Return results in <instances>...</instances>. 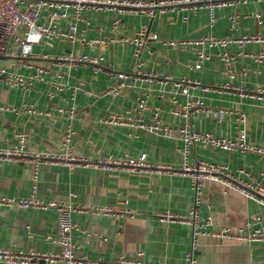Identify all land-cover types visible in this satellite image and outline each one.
Masks as SVG:
<instances>
[{"label": "crops", "instance_id": "crops-1", "mask_svg": "<svg viewBox=\"0 0 264 264\" xmlns=\"http://www.w3.org/2000/svg\"><path fill=\"white\" fill-rule=\"evenodd\" d=\"M151 2L155 0H141ZM189 7V6H188ZM187 7V8H188ZM164 9L151 16L145 10L122 11L119 34L133 36L146 26L157 36L149 39L137 54L131 43L111 42L112 11L88 9L77 23V36L103 39L105 45L69 43L55 38L39 45L47 54H86L93 64L66 67L54 66L49 60L34 64L48 69L45 78L57 77L64 91L49 93L43 81L34 83L29 91L0 83V148H12L16 132L27 134L25 149L30 154L54 153L61 146L62 133L70 127L74 134L71 151L94 163L107 157L137 159L145 155L152 165L170 166L168 172L149 170L127 171L121 168L102 170L95 165L70 169L65 163L45 159L39 162L36 190L32 193L30 158L0 159V197L27 199L33 194L41 203L55 202L71 207L74 253L90 260L115 261L121 256L150 262L182 263L189 251L192 229L179 221H161L156 211L184 214L192 207L194 192L187 175L179 172L183 163L179 136H163L137 126L152 118L173 128L191 127L214 137H234L243 130L246 142L264 149V98H250L239 89H264V42L237 43L243 36L264 37V0H235L233 5L214 10L213 18L206 8L177 7ZM258 13L259 19L255 17ZM186 15V21L182 15ZM234 19V24L231 23ZM70 19L61 20L66 30ZM118 34V33H116ZM200 37L232 39L225 46L186 44L171 47L169 40H194ZM209 59L194 67L197 51ZM226 58L223 59L222 55ZM0 66L28 73L15 61L0 59ZM154 75L153 80L144 74ZM127 76L121 94L106 93L117 81ZM229 84V88H225ZM148 94V108L134 113L132 125H113L103 121L110 114H125L137 97ZM201 100L200 106H189ZM31 105L40 114L21 110ZM72 107L73 116H67ZM179 109V114L172 111ZM196 159L228 165L233 171L244 169L241 177L254 183L264 179V154L228 151L193 145L189 163ZM200 218H209L208 231L236 229L251 222L254 216L264 224V207L240 191L214 179L202 182ZM132 210L127 216L95 214V207L122 206ZM56 210L52 207H17L0 204V251L24 255L28 251L58 253L54 241ZM260 242H239L202 234L197 238L194 257L197 264H264ZM0 264L6 263L0 259ZM30 264V263H28ZM32 264H44L32 263Z\"/></svg>", "mask_w": 264, "mask_h": 264}, {"label": "built area", "instance_id": "built-area-1", "mask_svg": "<svg viewBox=\"0 0 264 264\" xmlns=\"http://www.w3.org/2000/svg\"><path fill=\"white\" fill-rule=\"evenodd\" d=\"M235 0H155L145 2L141 0H0V56L6 60L15 61L22 69L28 73L18 72L7 66H0V83H4L11 87H18L26 92L33 88L34 83L38 81L46 82L49 86V93L54 91H64L65 87L57 83L58 74L51 79L45 78L48 74V69L43 66L34 64L35 60H49L54 66L64 65L66 67H74L78 65L93 64L89 56L86 54L76 55L73 52L66 54H47L43 52H34L33 47L40 42L49 41L55 38L66 39L69 43L79 41L84 45L100 44L105 45L103 39H88L77 36V23L83 20V12L88 9H108L112 11L111 31L114 34L110 38L113 43L126 44L131 43L135 47L138 54L145 46L147 40L156 39L157 36L149 32L146 26L140 27L133 36L127 34H119L121 27L120 13L122 11L145 10L151 16H154L156 11L162 12L164 9L177 12V7L187 10L191 7L206 8L213 13L216 8L227 7L234 4ZM189 6V7H188ZM188 7V8H187ZM259 14L255 17L259 19ZM70 19L66 30L59 28L61 20ZM187 16L182 15V20L186 21ZM232 25L234 19L231 18ZM118 33V34H116ZM260 40L264 42V37L259 36H243L235 39L237 43L244 41ZM232 39H216L213 37H200L194 40H169L165 42L171 47H182L186 44H204L222 45L225 46L231 42ZM226 58L225 54L222 55ZM264 57V52L258 55ZM209 59V55L204 51H197V57L194 61V67H199L201 63ZM94 65V64H93ZM117 81L110 89L106 91L111 95H120L124 86H126L124 79L127 76L119 74ZM144 79L152 81L154 75L151 73L144 74ZM229 84H225V88H229ZM241 95L250 98H264V89L252 90H238ZM148 94L142 93L137 99L135 105L131 109H127L125 114H110L104 122L113 125H132L131 114H140L148 108ZM201 100L197 99L190 102L189 106H200ZM0 109H7L0 106ZM21 110L28 114H40L31 105H23ZM73 116V109L70 107L67 110V116ZM174 114H179V109L172 111ZM137 126L148 132L161 134L163 136H179L181 141L180 151L183 155V163L179 172L187 175L191 181V188L194 192V199L190 210L184 214H177L170 211H156L154 217L161 221H179L189 225L192 229L189 251L186 254L185 261L182 263H168L166 261L150 262L142 259L141 255L136 257L121 256L115 261H106L102 259L90 260L84 256H77L74 253V245L72 242V230L74 224L72 222V208L61 203L48 202L41 203L34 199V192L36 190L35 182L38 178L39 162L36 159H45L53 163H65L70 169L76 166H91L95 165L102 170H110L121 168L127 171L135 170H149L157 172L170 171L169 165L157 164L152 165L145 159V155H141L137 159L128 157H107L98 159L96 162H89L86 157L77 156L71 151V144L73 139V130L70 127L62 133L61 146L57 152L54 153H36L30 154L25 149V141L27 134L25 132H16L15 144L12 148L1 149L0 159L11 158H30L33 163L31 171V179L33 181L31 196L27 199L15 197H0V204L15 205L17 207H52L56 210V234L54 241L60 246L58 253L46 254L43 252L28 251L24 255H12L7 251H0V259L6 263H44V264H197L194 257V252L197 248V238L202 234H211L220 239H226L239 242H260L264 253V224L259 217L253 218L255 226L251 222H247L243 227L236 229H221L220 231H208L210 225L209 218L201 221L200 218V203L202 199L201 189L202 182L206 179H214L230 186L250 199L255 200L258 204L264 207V179L262 183H254L244 180L241 176L246 174L244 169H237L233 171L228 165L208 162L203 159H196L189 163V154L193 145L209 146L211 148H219L228 151H242L246 153L264 154V149L256 147L246 142V135L243 130L237 132L234 137H214L209 133H202L193 130L191 127L173 128L159 120L152 118L149 122H144L143 117H138ZM264 175V172L262 173ZM122 206L115 205L114 207H95L92 209L95 214L127 216L132 214V210L126 208L127 202L122 200ZM264 259V254H263ZM264 261V260H263Z\"/></svg>", "mask_w": 264, "mask_h": 264}, {"label": "rangeland", "instance_id": "rangeland-1", "mask_svg": "<svg viewBox=\"0 0 264 264\" xmlns=\"http://www.w3.org/2000/svg\"><path fill=\"white\" fill-rule=\"evenodd\" d=\"M42 43H44V42H40L39 45H42ZM39 45H37V44L34 45V47H33V51H34V52H40V47H39Z\"/></svg>", "mask_w": 264, "mask_h": 264}, {"label": "water", "instance_id": "water-1", "mask_svg": "<svg viewBox=\"0 0 264 264\" xmlns=\"http://www.w3.org/2000/svg\"><path fill=\"white\" fill-rule=\"evenodd\" d=\"M0 59H4V57H1V56H0Z\"/></svg>", "mask_w": 264, "mask_h": 264}]
</instances>
